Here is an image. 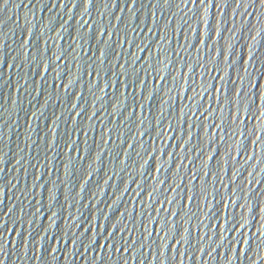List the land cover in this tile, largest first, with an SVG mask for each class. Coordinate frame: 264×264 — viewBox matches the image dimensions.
<instances>
[{"label":"water","instance_id":"obj_1","mask_svg":"<svg viewBox=\"0 0 264 264\" xmlns=\"http://www.w3.org/2000/svg\"><path fill=\"white\" fill-rule=\"evenodd\" d=\"M0 262L264 264V3L0 0Z\"/></svg>","mask_w":264,"mask_h":264},{"label":"snow or ice","instance_id":"obj_2","mask_svg":"<svg viewBox=\"0 0 264 264\" xmlns=\"http://www.w3.org/2000/svg\"><path fill=\"white\" fill-rule=\"evenodd\" d=\"M8 0H5V3H7ZM165 2L167 3L168 0H165ZM185 3H191L193 5L197 6V10H199V7H203L208 0H184ZM262 3H264V0H261ZM207 11V9L205 8V12ZM103 55V53H101ZM256 87L259 88V82L257 81ZM243 93V88H241L239 90V94ZM73 107H76V105H73ZM253 119H255V117H253ZM147 154V153H146ZM53 199H55V195H53ZM178 215V213H177ZM245 223H247V221H245ZM241 227H243V225H241ZM0 264H2V262H0Z\"/></svg>","mask_w":264,"mask_h":264}]
</instances>
